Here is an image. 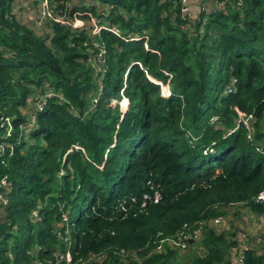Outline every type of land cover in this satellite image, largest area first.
<instances>
[{
  "label": "trees",
  "instance_id": "16d2710c",
  "mask_svg": "<svg viewBox=\"0 0 264 264\" xmlns=\"http://www.w3.org/2000/svg\"><path fill=\"white\" fill-rule=\"evenodd\" d=\"M16 1L0 0V117L13 125L10 138L0 128L13 147L0 153V264H67V251L85 264H264V247L238 261L241 230L213 223L262 211L264 0H198L226 4L195 20L179 0H51L84 14L82 31L35 29ZM86 14L122 38L103 31L96 48ZM238 112L258 119L253 144L243 129L224 138ZM198 223L186 250H156Z\"/></svg>",
  "mask_w": 264,
  "mask_h": 264
},
{
  "label": "built area",
  "instance_id": "2783aa9c",
  "mask_svg": "<svg viewBox=\"0 0 264 264\" xmlns=\"http://www.w3.org/2000/svg\"><path fill=\"white\" fill-rule=\"evenodd\" d=\"M31 2V8L35 16L32 18L34 27L39 29L42 27V25L45 22H54L58 23L59 25L62 26H70L73 30L79 31V30H84L86 27V22L85 20L81 19L80 17L83 16L84 14H80L78 12L72 13V15L69 17L66 16V14L61 13L57 10L56 5H54L51 0H30ZM179 3H181V8L180 12L182 17H189V7L185 5L186 0H179ZM226 4L225 1L220 3V7L224 8V5ZM241 0L238 1V6L240 7L241 5ZM86 16L89 18V23H90V30H89V38L91 39L92 45H94L96 48H99V44L94 40L95 37H98L101 32H109L116 37L122 38V34L119 31V29L115 26H108L101 24L99 20L94 19L90 14H86ZM97 21V22H95ZM103 50H100V55L98 56V62L102 63V58L101 56L103 55ZM170 79V76H169ZM227 92H231V87L227 89ZM161 95L164 98L169 97V89L168 86H162L161 87ZM44 98V97H43ZM42 99V98H41ZM44 100L40 101L38 103L37 108H42L44 106ZM216 121V118H211L210 119V124H214ZM28 127L31 126V123H33V118L28 120ZM258 122V119L253 115V114H243V113H236L234 122L231 127L226 129V132L224 134V138L228 137L232 134H234L236 131L239 129H243L246 132V140L251 144L254 143V124ZM0 128L3 129V132L5 134V138H10L13 134V125H12V119L10 118H3L0 117ZM219 129L221 128L220 126L218 127ZM259 128L264 130V111L262 113V118L259 121ZM22 129V126L20 127ZM212 144L210 147H207L203 154H214L215 150L213 149ZM9 147L10 148V155L13 153V147L6 145V144H0V153H4L5 149ZM256 151L264 156V142L261 145H258L255 147ZM8 186V179L6 176L2 177L0 179V188H6ZM153 189L152 187H150ZM149 201H153V203H158L159 200L161 199V196L159 194V191H154L153 197L148 196ZM254 201L257 205L261 206L262 211L259 213V217L262 220V225L264 227V187L259 191V193L256 195L254 198ZM0 202L4 204H7V199H4V197L0 194ZM145 202L146 199H145ZM150 203V202H147ZM144 205V204H143ZM118 207L120 208V211L124 213L126 211L125 208V201H122L119 203ZM215 227H219L220 224V219H215L213 221ZM204 227V224L198 223L194 225H185L184 227L181 228V230L177 233L175 239H165L161 240L157 246L156 250H162L163 246L165 244H170L175 248H178L179 250H186L188 247V244L190 241L193 239H196L200 236L202 229ZM62 240L65 243L70 242V235H69V230H65L64 233L62 234ZM234 250V249H233ZM248 250L243 249L239 251V256H238V261L242 259V255L244 252ZM59 260L65 261L67 264H85L81 259L73 260L71 253L68 251L65 253H61L59 256Z\"/></svg>",
  "mask_w": 264,
  "mask_h": 264
},
{
  "label": "crops",
  "instance_id": "0c3cea01",
  "mask_svg": "<svg viewBox=\"0 0 264 264\" xmlns=\"http://www.w3.org/2000/svg\"><path fill=\"white\" fill-rule=\"evenodd\" d=\"M226 2V1H225ZM222 3V2H221ZM181 4V3H180ZM185 5L187 7H189L190 11H189V20H195L196 16L198 15L199 12H204V11H211V10H215V9H223L222 7H220V3L217 2H208L207 4H203L202 6H200L198 0H186ZM29 13H26L21 6H19V9L16 12H19V14L21 15V17L25 20V21H29L32 19L33 14L31 11V7L29 8ZM216 11V10H215ZM168 86V85H166ZM169 89V86H168ZM240 220L243 221V223H247V225H244L239 222L234 221V218L231 216L229 222H226L225 225H222V223L219 224L220 226H225V228L230 232L232 231V227L237 226L239 227L238 231V236L235 237V241L236 244L234 247H232V249H236L238 256H239V251L243 250V249H255V250H260L264 247V227L262 225V220L261 218L258 216V214H250V215H246L243 218H241ZM194 241V240H193ZM193 241H190V243H192ZM233 252V251H232Z\"/></svg>",
  "mask_w": 264,
  "mask_h": 264
},
{
  "label": "rangeland",
  "instance_id": "374dc122",
  "mask_svg": "<svg viewBox=\"0 0 264 264\" xmlns=\"http://www.w3.org/2000/svg\"><path fill=\"white\" fill-rule=\"evenodd\" d=\"M19 4V5H18ZM19 6H21V8L26 12V13H29V8L31 7V2H30V0H17L15 3H14V5H13V8H14V10H13V13L15 12V11H17L18 9H19ZM31 11H32V8H31ZM16 14V13H15ZM32 14H33V11H32ZM34 17V16H33ZM32 17V18H33ZM95 22H97V21H95ZM35 29H37V28H35ZM38 30H41V28H39ZM95 103V102H94ZM113 104V103H112ZM125 105H126V103H125ZM122 110H124L125 109V107L122 105ZM144 198L146 199V201L147 202H150L149 201V199H148V195L147 196H145L144 195ZM236 222H239V223H241L242 222V224H244V225H247V223H243V221L242 220H238V221H236ZM193 241V240H192ZM236 241H237V239H236Z\"/></svg>",
  "mask_w": 264,
  "mask_h": 264
},
{
  "label": "clouds",
  "instance_id": "9594fccd",
  "mask_svg": "<svg viewBox=\"0 0 264 264\" xmlns=\"http://www.w3.org/2000/svg\"><path fill=\"white\" fill-rule=\"evenodd\" d=\"M125 103H127V102H125V100L122 102V104L121 105H123L124 107L126 106L125 105ZM226 138V137H225ZM214 149V148H213ZM204 152V151H203ZM203 152H202V154H203ZM214 154H215V152H214ZM214 154H207V155H204V156H208V155H214ZM249 249V248H248ZM247 251V250H246Z\"/></svg>",
  "mask_w": 264,
  "mask_h": 264
}]
</instances>
